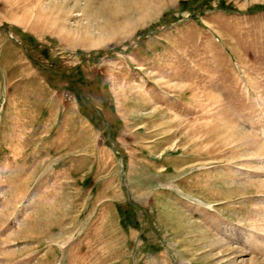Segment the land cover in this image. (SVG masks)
<instances>
[{
    "label": "rangeland",
    "instance_id": "obj_1",
    "mask_svg": "<svg viewBox=\"0 0 264 264\" xmlns=\"http://www.w3.org/2000/svg\"><path fill=\"white\" fill-rule=\"evenodd\" d=\"M0 264H264V0H0Z\"/></svg>",
    "mask_w": 264,
    "mask_h": 264
},
{
    "label": "trees",
    "instance_id": "obj_2",
    "mask_svg": "<svg viewBox=\"0 0 264 264\" xmlns=\"http://www.w3.org/2000/svg\"><path fill=\"white\" fill-rule=\"evenodd\" d=\"M185 1H181V3L183 4ZM73 89H74V91L76 92V94L78 95V100L81 102V99H80V97H81V95H80V91H79V89H76L75 87H73ZM121 221H122V223H124V224H126V223H130L131 222V218L130 217H122L121 218Z\"/></svg>",
    "mask_w": 264,
    "mask_h": 264
},
{
    "label": "crops",
    "instance_id": "obj_3",
    "mask_svg": "<svg viewBox=\"0 0 264 264\" xmlns=\"http://www.w3.org/2000/svg\"><path fill=\"white\" fill-rule=\"evenodd\" d=\"M17 26V25H16ZM61 111V110H60Z\"/></svg>",
    "mask_w": 264,
    "mask_h": 264
}]
</instances>
